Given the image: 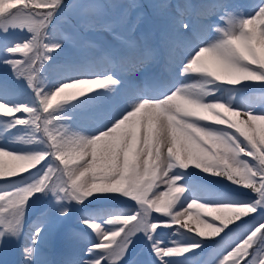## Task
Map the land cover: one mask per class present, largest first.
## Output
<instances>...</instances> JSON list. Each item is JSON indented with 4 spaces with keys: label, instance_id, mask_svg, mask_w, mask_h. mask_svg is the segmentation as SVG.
<instances>
[{
    "label": "snow or ice",
    "instance_id": "6c2138e0",
    "mask_svg": "<svg viewBox=\"0 0 264 264\" xmlns=\"http://www.w3.org/2000/svg\"><path fill=\"white\" fill-rule=\"evenodd\" d=\"M142 7L0 0V33H24L0 48V64L11 68L0 77V181L8 185L0 245L23 241L20 264H122L138 234L149 264H264V0L246 11L227 0L152 4L154 24L142 12L132 20L114 11ZM93 10L101 13L94 21ZM142 24L151 46L143 32L125 39ZM91 28L111 34L99 50L106 62L85 54ZM190 168L225 178L247 199L189 200ZM101 199L124 207L66 225L73 203ZM252 220L221 251L204 253V242ZM92 234L80 248L79 237Z\"/></svg>",
    "mask_w": 264,
    "mask_h": 264
},
{
    "label": "rangeland",
    "instance_id": "374dc122",
    "mask_svg": "<svg viewBox=\"0 0 264 264\" xmlns=\"http://www.w3.org/2000/svg\"><path fill=\"white\" fill-rule=\"evenodd\" d=\"M106 1H107V4H116V5H124V6L143 5L142 8H127V9L122 8V9H117L114 11L127 10L130 14L129 18L132 20H135L136 15L142 12L148 17L149 21L153 24L158 21L159 17L156 14L157 10L149 7V5L165 3V4H170V5L175 6L177 4H181L185 2V0L184 2L183 0L182 1L181 0H106ZM191 2L206 3V2H210V0H194V1L191 0ZM227 2L231 5L238 6L240 11H246L250 9V6L253 5L256 2V0H227ZM73 3H97V1L96 0H79V2L74 1ZM98 15H100L99 12L95 10L89 11L87 13L88 18L92 21H94ZM64 23L65 21L62 20L61 24L63 25ZM144 25L145 24H142L138 27L137 32L134 34L133 37H129L128 35H125V39H130V38L138 39L140 37L141 32L144 33L148 30L149 39H147L148 40L147 44L151 46L153 44V39L151 35L152 29L150 26L149 28L147 27V29H145ZM88 32L92 35L99 36L104 40H112L111 34L104 32L102 30L91 28L89 29ZM18 33H19V30L10 31L8 34L0 33V48H2L5 44H7L8 46H11V43H15L21 40L22 37H19V38L16 37ZM56 34L60 35L62 34V32H60L58 29ZM92 57L95 58L98 62H101V63L106 62L105 57H103L100 53H97V54L94 53ZM6 68L11 69L8 66L0 64V69H6ZM155 70L159 73L164 72L165 69H164L163 61H161L159 64L155 66ZM132 79L135 80L137 83H141L143 86V77L140 74H134L132 76ZM21 99H24V97H22ZM17 147H24V145H17ZM190 169L195 170L194 168H190ZM7 187L8 185L5 184L4 181H0V191H4ZM41 195L42 194H37V196H41ZM185 195L190 200L191 196H190L189 191H186ZM48 199H49L48 197H44L36 201V203L38 204L35 203L36 206L33 205L31 209L29 210V220H30L31 214L35 216L36 213L40 212L43 208H45L48 205ZM78 208H79L78 205H76L75 203L71 205L72 215L70 216L69 221L74 219L73 216L77 213ZM258 219H260V217H258L257 220ZM253 224L246 226L245 228L239 230L235 234L233 233L232 235L227 236L212 251H216V252L221 251L224 247L228 245V243H230L233 239H236L237 237L242 235L247 230V228L251 227ZM75 225H76V221L72 225H69V226H75ZM172 231H175V229H173ZM165 235L170 236L172 239H180V237L171 236V232H166ZM91 238H94V234H92L91 236L79 237V247L80 248L86 247L89 239ZM59 243H60V239L58 237L57 246H59ZM22 244H23V241L5 240V242L2 245H0V264H20V261H21L20 248ZM17 249H19L18 253H17ZM52 259L53 261H55V260L60 259V257L56 256L54 259V256H53ZM151 259H154V257L149 256L148 246L146 245L142 234H138L137 237L133 238L132 245L129 247L128 254L125 256L122 264H149ZM172 264H177L174 258H172Z\"/></svg>",
    "mask_w": 264,
    "mask_h": 264
},
{
    "label": "trees",
    "instance_id": "16d2710c",
    "mask_svg": "<svg viewBox=\"0 0 264 264\" xmlns=\"http://www.w3.org/2000/svg\"><path fill=\"white\" fill-rule=\"evenodd\" d=\"M74 1L79 2V0H66V3L72 4ZM96 1H97V3L107 4L106 0H96ZM183 2H184V0H183ZM99 14H101V13L99 12ZM147 27L149 28V25H144L145 29H147ZM58 29L60 32L64 33L63 25L61 23H60V25H58ZM144 33H146L145 34V40L147 42L148 41L147 39H149L148 38L149 37L148 30ZM16 37H18V38L22 37L23 38L24 33L19 31V33L17 34ZM88 38L89 39H88V42L86 44L85 54L90 56V57H92L94 53H96V54L99 53V50L104 46V44L108 41H111V40H104L99 36L90 34L89 32H88ZM5 75L11 76V69H9V68L0 69V77H3ZM255 94L257 96L260 95L259 92L255 93ZM188 172L190 174V178H189V176H186L185 180L182 181V183L190 184V187L188 189L190 196H191L190 200L191 199H197V200L202 201V202L214 203V202L220 201L224 198H230V199H235V200L247 199V196L244 193L238 192L236 190V186L231 184L225 178L210 176L206 173H203L199 169H195V170L189 169ZM36 204H38V203H36ZM36 204H33V205L36 206ZM78 207L79 208L77 209V213L73 216L74 219H72L71 221H69V220L66 221L65 222L66 225H68V226L72 225L76 221V217L81 215L83 212H86V211L87 212H97L99 210L107 209V208H122V207H124V205L120 201H111V200L101 199V200H93L92 203H89L87 201L83 205H78ZM38 214H39V212L36 213V215H38ZM35 216L31 214L29 221H31V219H33ZM255 221L256 220H252L247 225H245L244 227L239 228V229H234L231 233H229V235H232L233 233L235 234L236 232L245 228L246 226L255 223ZM67 222H68V224H67ZM69 222H71V223H69ZM71 227H74V226H71ZM183 239L188 240V239H190V237H184ZM219 243L214 244V243L204 242L202 244V248H203L204 253L207 254L208 252H211ZM195 251H196V253H199L201 251V249H196ZM18 252H19V249H17V253ZM189 255H191V254H189ZM53 256L55 259V257L57 255L52 254L48 258L53 260L52 259ZM174 259L177 262V264H190V261L185 260L182 257H174Z\"/></svg>",
    "mask_w": 264,
    "mask_h": 264
}]
</instances>
